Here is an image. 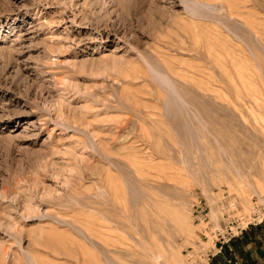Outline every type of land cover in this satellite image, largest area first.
I'll list each match as a JSON object with an SVG mask.
<instances>
[{
    "label": "rangeland",
    "instance_id": "1",
    "mask_svg": "<svg viewBox=\"0 0 264 264\" xmlns=\"http://www.w3.org/2000/svg\"><path fill=\"white\" fill-rule=\"evenodd\" d=\"M263 219L264 0H0V264H206Z\"/></svg>",
    "mask_w": 264,
    "mask_h": 264
},
{
    "label": "crops",
    "instance_id": "2",
    "mask_svg": "<svg viewBox=\"0 0 264 264\" xmlns=\"http://www.w3.org/2000/svg\"><path fill=\"white\" fill-rule=\"evenodd\" d=\"M208 264H264V219L221 244Z\"/></svg>",
    "mask_w": 264,
    "mask_h": 264
},
{
    "label": "built area",
    "instance_id": "3",
    "mask_svg": "<svg viewBox=\"0 0 264 264\" xmlns=\"http://www.w3.org/2000/svg\"><path fill=\"white\" fill-rule=\"evenodd\" d=\"M199 204H202V201H201V200L198 201V205H197L198 207H200ZM192 206H194V205H192ZM203 210H204L203 208H200V211H201V212H202ZM206 219H207V215H203V216H202V221L205 222ZM233 237H234V236L229 237V238H228L227 240H225L223 243L228 242V241H229L231 238H233ZM223 243H222V244H223ZM206 264H208V262H206Z\"/></svg>",
    "mask_w": 264,
    "mask_h": 264
}]
</instances>
